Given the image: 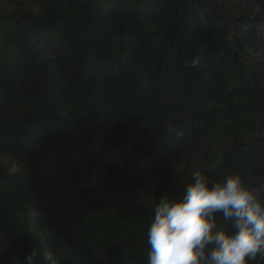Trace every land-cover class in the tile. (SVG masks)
I'll list each match as a JSON object with an SVG mask.
<instances>
[{"label": "trees", "instance_id": "trees-1", "mask_svg": "<svg viewBox=\"0 0 264 264\" xmlns=\"http://www.w3.org/2000/svg\"><path fill=\"white\" fill-rule=\"evenodd\" d=\"M197 171L264 200V0H0V264H147Z\"/></svg>", "mask_w": 264, "mask_h": 264}, {"label": "clouds", "instance_id": "clouds-1", "mask_svg": "<svg viewBox=\"0 0 264 264\" xmlns=\"http://www.w3.org/2000/svg\"><path fill=\"white\" fill-rule=\"evenodd\" d=\"M198 63L199 57H193L183 67ZM221 222H230V227H222ZM147 244V264L264 260V200L237 173L211 182L197 171L182 196L160 198L147 229ZM39 255L36 248L30 251L25 264H38Z\"/></svg>", "mask_w": 264, "mask_h": 264}]
</instances>
